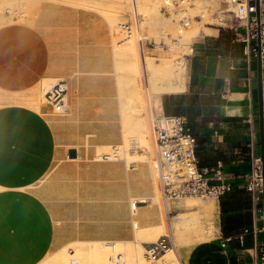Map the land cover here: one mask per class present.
Segmentation results:
<instances>
[{"label": "crops", "instance_id": "obj_1", "mask_svg": "<svg viewBox=\"0 0 264 264\" xmlns=\"http://www.w3.org/2000/svg\"><path fill=\"white\" fill-rule=\"evenodd\" d=\"M110 26L92 8L51 0L40 1L25 20L15 16L0 25V264H37L76 241H133L135 227L165 220L153 200L149 160L97 157L98 148L122 147L142 128ZM244 32L234 18L228 26L200 25L185 55L184 90L159 96L161 104L164 94L195 99L179 114L196 137L200 166L220 164L221 180L231 185L226 199L239 189L250 197V207L234 211L237 218L224 228L220 198L213 200L211 236L178 247L182 264H256L264 239L258 205L245 188L260 145L257 58L245 53ZM60 79L68 109L56 113L42 85ZM143 153L133 138L129 154ZM185 201L169 203L167 213L202 209ZM247 211L248 222L238 217Z\"/></svg>", "mask_w": 264, "mask_h": 264}, {"label": "built area", "instance_id": "obj_2", "mask_svg": "<svg viewBox=\"0 0 264 264\" xmlns=\"http://www.w3.org/2000/svg\"><path fill=\"white\" fill-rule=\"evenodd\" d=\"M233 1L235 2V7L232 9L234 19L235 21L242 20L245 26V32L242 35L244 51L247 55H260L264 118V0H259L260 12L258 20L255 14H250L251 11L255 12V0ZM190 2L191 0H164L161 11L166 16L171 17L173 21L178 22L180 26H186L190 17L182 5ZM121 27L127 33L124 39L128 38L132 33L135 34L142 57H144L145 46L157 51L159 48L168 49L170 46L179 43V38L169 33L165 37L162 35L158 41L142 35L139 13L133 7L132 22L122 23ZM257 37H259V44L257 43ZM124 39H121L118 43L124 41ZM66 94L67 83L65 79L57 80L43 92L45 101L51 105L56 113L67 111ZM148 120L150 134L155 141L159 155L157 174L164 207L166 203L169 206V203L188 197L219 200L220 196L231 185L221 180L222 171L220 164L211 168L199 165L196 137L187 124L186 116L183 114H167L164 110L156 112L149 106ZM103 155H105L104 157H109L106 154ZM252 160L253 166L245 183V188L250 192L254 204L258 205L256 210L260 218L263 219L261 203L263 177L259 154H254ZM258 230L264 231V226L262 225ZM172 247V237L169 234H160L156 239L144 245L143 256L154 264H168V260L163 256ZM118 262L119 264H131L124 257H118ZM256 264H264V239L257 243Z\"/></svg>", "mask_w": 264, "mask_h": 264}, {"label": "bare ground", "instance_id": "obj_3", "mask_svg": "<svg viewBox=\"0 0 264 264\" xmlns=\"http://www.w3.org/2000/svg\"><path fill=\"white\" fill-rule=\"evenodd\" d=\"M132 1H133V5H136V9H140L141 8V6H140V8L137 7V4L136 3H137L138 0H132ZM198 1L199 0H197L195 3H199ZM200 1H202V0H200ZM116 2L118 3L119 7L127 4V0H117ZM212 2H213V0H212ZM231 2H233V5L235 7V2L233 0H231ZM214 3H215V1H214ZM138 5H140V4L138 3ZM198 6H197L198 9L200 8V6H201V8H204L205 7V4H202L199 7ZM122 9H124V8L121 7V10L119 9L117 11L118 12L117 14L123 13L124 11H122ZM9 10L11 11V8H8V11ZM154 10H155L154 13L157 14L156 13L157 9L155 8ZM202 13H203L202 16H205L203 18L204 22L213 23L214 21H217V22H220V23H226V20H225L226 19V16L223 15V14L217 15V14L213 13V14L210 15V14H208V11H204V10H203ZM152 14H153V12H152ZM161 16L162 15H160V17L154 16V17L150 18V20L148 19L149 20L148 23H150L152 25V27L153 26H158L159 27V26H162V25L164 27L166 25L168 26V25L171 24V23L169 24V22L171 20L170 21H167L166 18L165 19H162ZM110 19H111V17H110ZM110 19H109V22H110ZM107 20H108V18H107ZM113 21H115V20H113ZM144 22H146V21H144ZM204 22H202V23H204ZM110 24H111V22H110ZM110 28H111V26H110ZM153 28H155V27H153ZM199 29H200L199 23L197 24L195 22V23H193L189 27V29L187 30V32H185L186 33V37H184L185 39H184V42L183 43L185 44L184 46L187 49V51L190 50V41H191L192 36L195 35V34H197L198 31H199ZM134 36H135V34L133 35V33H132L131 36L128 37L125 41H122V42L118 43V44H122L124 42L122 44L123 46L120 45L121 47H118V48L117 47H114V49H116L114 52H116V54L118 55L119 58H121V57L124 58V60H125L124 65L132 72V74H133L132 75L133 76V80H135V78L137 77V75H141L142 74L143 77H144L145 71H148V73L150 74V80L148 78V85H145L144 86V90H145L146 96H147V93L149 94L148 95L149 98H148V96L146 97V99L148 98V100H149V104H147L148 105V109H149V106H150L153 109V111L161 112L163 110V107H162V104H161V100H159L157 102H153L152 101V100H154L153 97L157 96L160 93H172V92H178V91L184 90V80H183V78L181 76L182 69L181 68L178 69L177 72H175L176 74H174L173 72L176 71V69H175V65L176 64H174V62L171 59L168 58V59H164V60L160 61L161 63H156V62L154 63L153 62V59H146L147 56H145V55H144V57H142L141 54H140V52H138L139 51V49H138V43H136L137 42V38L135 36V38H136L135 39ZM135 40H136V42H135ZM113 43H114V41H113ZM184 46H182V50H185V49H183ZM137 52L140 55V58H142L143 62L139 61ZM144 54H145V52H144ZM145 60H146V62H145ZM180 67H182V66H180ZM157 73L160 74V75L158 76ZM174 76H176V81H173V77ZM69 83L70 82H68V84ZM132 86H133V88H130V89H134V98L132 97L133 98L132 99L133 100L132 101V105H133L134 108L137 109L136 111H139L140 112L141 111V108H142L141 101H142L143 107H145V104H146L145 103L146 100L144 99L145 98V95H144L145 93L144 92L142 93L140 91V89L138 88V85H136L135 81H133ZM45 88H47V83L45 81H43L42 90H44ZM128 96H131V95H128ZM125 110L126 109H124V111ZM122 111L123 110H121V112ZM128 112H130V111H128ZM133 118H135V117H132V119ZM141 126H142V128H141V132L142 133L141 132L140 133L142 135L141 134H139V135H141V143L143 145L142 144H140V145H142L144 147V149H146V151L144 150L145 152L143 154L138 155L137 157H128L127 156L128 153L124 149V151L126 152L125 153V157L127 158V160H129L130 158H132V159H134V158H143L144 159L146 157V154H150L151 155V159H149V160L151 162L150 164L152 166V169H153V171L154 170L157 171V168H158V159L156 158V152H155V150H154V158H153V155H152L153 154L152 153V148L155 147V141L153 140L152 137H151V140H152L151 141L149 135L147 134V132L149 133V129L150 128H148V126L146 125V122H145V119L144 118H142V125ZM145 133L147 135H145ZM136 135H137V133H136ZM136 135H135V137H137ZM123 137H124V135H123ZM124 139H125V137H124ZM136 140H138V139H136ZM102 145H104V144H102ZM128 145H129V141H128ZM117 148H118V145H117ZM98 149H100V153H101L99 156H101L103 154H106L108 156H111L113 154V152H112V150H111V148L109 146L108 147L107 146L100 147ZM119 152H120V150H119ZM122 155H124V154H122ZM135 160H137V159H135ZM147 161H148V159H147ZM153 161L155 163V169H154V166H153ZM155 176H156V174H155ZM155 180H156V177H155ZM156 190H157V188H155V191ZM142 200H144V198ZM185 200H186L185 202H187V203H190L193 200L195 202V199H192L190 197L186 198ZM160 205H159V207H160ZM167 205L168 204L166 203L165 204V209H164L165 210V220H164V222L161 223L160 225H158L159 226V229H158V227L156 229H152V227H150V228L147 227L145 229V231H143L145 233L143 239L133 240V242L132 241H121V240L115 241V242L114 241L113 242H109V241H91V240L90 241H82L81 243L76 244L74 246V249H75L74 255H70L69 252L67 251L66 247L63 246L62 248L59 249L60 251L58 250L57 253L56 252H53V254H54V256L52 254L53 260L51 258H49L48 260L51 259L50 262H52V264H119L118 257H124L131 264H149V263H147L145 261L144 257L142 256L141 250L143 248V245L141 244V241L142 240L148 241V242L149 241H152L155 238V236L157 235L158 232L163 231L164 229H166V227H168L170 229V232L175 237L172 238L173 247L171 248V250L167 251L166 254L163 257H168L169 260H170V262H171L170 264H182L181 261H180V259H179V254H178V250L177 249L182 244L193 241V239H192L193 237L191 238L190 236H187L188 233L186 235H184L183 233H179V231H177V230L181 229V226L180 225L183 224V227L184 228L186 227V229L192 227L194 229L192 231V233H193V235L197 236V239L198 240L199 239L206 238L207 236L205 235L204 230L202 228L203 227L202 226V219L200 218V216L197 213H195V211L178 212L179 213V215H178V218L179 219L177 220V218H176V220L170 221L168 219V215H167L169 213L168 212V209H167ZM162 209H163V207H162ZM132 210H134V209H132ZM210 211L211 210H204L203 209L201 212H203V214H205L207 216ZM160 212H162V211L160 210ZM210 213H212V212H210ZM210 222H212V221H210ZM211 224L212 223H207L206 224L207 226L209 225V229L211 228L210 227ZM135 228L136 229L137 228L139 229L137 231L142 232L141 231L143 229L142 227H135ZM205 231H207V229ZM48 256L49 255L45 256L37 264H46V261H47ZM48 263H49V261H48Z\"/></svg>", "mask_w": 264, "mask_h": 264}, {"label": "rangeland", "instance_id": "obj_4", "mask_svg": "<svg viewBox=\"0 0 264 264\" xmlns=\"http://www.w3.org/2000/svg\"><path fill=\"white\" fill-rule=\"evenodd\" d=\"M40 1H42V0H0V25L3 24V23H5V22L11 21L13 18H15V16L19 20H25V17L29 16L32 12H34V9L38 6V4H39ZM51 1L68 3V4H71V5H74V6H82V7L92 8V9L100 12L103 16H105V18H108V21H109V19L111 17L110 22H111V27H112L113 36H114L113 37V41H114L113 46L114 47H117V48L118 47H121L120 45H122L124 43L123 42L122 44H118V41H120L121 39H124L127 36V33L121 27V24L122 23H125V22H132V7H133V9L134 8L136 9V5H133V1L132 0H127V4L128 5L125 4V5L121 6L122 8H124V9H122V11H124V12L121 13V14H117L118 13L117 11L119 9L121 10V7H119L118 3L116 2L117 0H51ZM196 1L197 0H191L190 3H186V4L182 5V7H184L186 13L190 17L189 23L186 26H183V25L180 26L178 24V22L173 21L171 17H168L164 13H162L161 6L164 4V0H138L137 3H136L137 4V7L140 8V6H141V8L140 9H136V11L139 13L140 30H141V34L142 35H146L150 39H153L155 41H158L159 38L162 35L165 37L166 34H168V33L171 34L174 37H178L179 38V43L170 46L168 49H161V48H159L157 51H155V50L149 49V48H147L145 46V54L144 55L147 56L146 59H153V62L154 63L155 62L156 63H161L160 61H162L164 59H168V58L171 59L174 62V64H176L175 65L176 71H174L173 73L176 74L175 72H177V70L181 68L182 69L181 76H182L183 80H184V77L186 76V71H185L186 70V61H185V58H184V54H187L189 52V50L187 51V49L185 48V46H184L185 44L183 42H184V39H185L184 37H186V33L185 32H187V30L189 29V27L193 23H195V22L197 24L199 23V25H201V27H203V25L204 26L205 25L228 26L229 23H230V21H231V19L234 18V15H233L232 10H231V9H234V5H233V2H231V0H213V2H212V0H204V1L203 0L202 1L199 0L198 1L199 3H195ZM214 1H215V3H214ZM138 3L140 5H138ZM202 4H205V7L204 8H201L200 5H202ZM198 5L200 6L199 9L197 8ZM8 8H11V11L10 10L8 11ZM155 8L158 11V12L156 11L157 14L154 13V11H155L154 9ZM203 10L204 11H208V14H210V15L213 14V13H215L217 15H220V14L225 15L226 16V19L225 20L227 21V23H220V22H217V21H214L213 23L204 22L203 18L205 16H202ZM152 12H153V14H152ZM160 15H162L161 16L162 19H165L166 18L167 21H170L171 20L169 22V24L170 23L171 24L168 25V26L166 25L167 27L166 26L163 27V25L162 26H159V27L158 26H153V27L156 28L155 29L148 22H149L150 18H152L154 16L160 17ZM113 20H115V21H113ZM144 21H146V22H144ZM202 22H204V23H202ZM133 35H134V33H133ZM134 38H135V36H134ZM193 38H194V36L192 37L191 42H192ZM126 39H124V41ZM135 42H136V40H135ZM182 46H184L183 49H185V50H182ZM138 52H137V54H138ZM138 58H139V61L143 62V60H142V58H140V55L139 54H138ZM145 62H146V60H145ZM180 66H182V67H180ZM124 69H125V71L124 70L122 71V69L120 68V71H121V74L122 75H125L126 74L128 76V82L132 85L133 84V81H135V83H136V85H138V88L140 89V91L142 93L143 92L145 93L144 86L145 85H148V78L150 80V74L148 73V71H145L144 77H143L142 74L141 75H137V77L135 78V80H133V76H132L133 74H132V72L125 65H124ZM157 75L159 76L160 74L157 73ZM173 81H176V76L173 77ZM44 90H42V91H44ZM161 94H163V93H160L157 96L153 97L154 100H152V101L153 102H157V101L161 100V98L159 97ZM144 95H145V98L144 99L146 100L145 101L146 104H145V107H143V104H142V101H141L142 108H141L140 113H142V118L145 119L146 125L149 128L148 105H147V104H149V100H148V98L146 99V97H147L146 96V93ZM12 99H15V98L11 97V98H8L7 100H12ZM147 134L149 135L150 140H151L150 129H149V133L147 132ZM147 134L145 133V135H147ZM141 135H138L137 137H135V136H129L127 138L126 143H125L124 146H122V147L120 146L121 148L118 147V148H115V149H111L112 152H113V154L111 156L112 157H117V156H121V157L124 156L125 157V153H126L125 151H127V153H128L127 156L128 157H135V156H132V155L129 154L130 140H132L133 138L138 139V140H136L137 141V144L140 147H142L143 148V152H145L146 149H144V147L142 146L143 144L141 143ZM128 141H129V145H128ZM140 144H142V145H140ZM118 149L120 150V152H119ZM124 149H125V151H124ZM154 150L156 152V158L159 161V155H158V150H157L156 146L152 148L153 158H154ZM100 154H101L100 153V149H98L97 150V157H100L99 156ZM122 154H124V155H122ZM111 156H109V157H111ZM145 158L149 160V159H151V155L150 154H146V157ZM131 159L132 158H130L129 160H131ZM153 166H154V169H155V163H154V161H153ZM155 174H156V176H155ZM153 175H154V178L156 177V180L155 181H156V188H157L156 196H155V199L154 200L157 203H159V205L161 204L160 207L161 208L163 207V210H164L165 207H164V203H163V200H162V197H161V194H160V188H159L160 187V182H159V177H158V174H157V171L156 170L153 171ZM190 198L195 199V202L193 200L189 204H191L192 206L201 205V207H202V209L195 210V213H197L200 216V218L202 219V226L203 227L202 226L201 227L203 228L204 233L207 236L206 238H208L209 236H211V230H212L211 228H212V226L210 225L211 228L209 229V225L207 226L206 224L207 223H210L209 218L211 217V213L210 212H212L213 200L212 199L196 198V197H190ZM203 209L204 210H211V211L206 216L205 214H203V212H201ZM168 215H169L168 216V219L170 221H174V220H176V218H177V220L179 219L178 218V215H179L178 212L176 214H174V215H170V214H168ZM206 221H207V223H206ZM180 226H181V229L177 230V231H179V233H183L184 235H186L188 233L187 236H190L191 238L193 237L192 238L193 240H198L197 239V236L193 235V233H192V231L194 230L192 227L186 229V227L185 228L183 227V224L180 225ZM157 227L159 229V226L158 225L157 226H153L152 229H156ZM146 228H143L141 230L142 232L137 231V230H139L138 228L136 229V238H135V240L143 239L144 238V234L145 233L143 231H145ZM148 228H150V227H148ZM166 229H164L165 231L163 230V231L158 232L154 239H156L160 234H169L172 238L175 237L170 232V229L168 227H166ZM206 229H207V231H205ZM81 242L82 241H76V242H72V243H70V244H68V245L65 246L70 255H74V253H75L74 246L76 244L81 243ZM58 250H55L53 252H56L57 253ZM143 251H144V245H143V248L141 250L142 256H143ZM53 252H50V253L47 254L49 256L47 258L46 264H52V262H50V261H51V259L53 260V256H54ZM52 254H53V256H52ZM49 258H51V259L48 260ZM164 258H166L168 260V264L171 263L168 257H164ZM144 259H145V261L147 263L154 264L153 262L147 260L145 257H144ZM48 261H49V263H48Z\"/></svg>", "mask_w": 264, "mask_h": 264}, {"label": "trees", "instance_id": "obj_5", "mask_svg": "<svg viewBox=\"0 0 264 264\" xmlns=\"http://www.w3.org/2000/svg\"><path fill=\"white\" fill-rule=\"evenodd\" d=\"M195 102H196L195 99H187L185 94L162 95V104H163L164 112L167 114L183 113L185 107L191 109L190 107L192 106V104H195ZM227 191L228 190H226L220 196V206L223 214V218H222L223 228L228 222L234 220L233 219L234 217L237 218L236 212L234 211L240 209V207H245V209L250 207V202H249L250 197L248 196L247 194L248 192L245 189L235 190L234 192L237 193V196L233 200H230L228 198L226 199L225 196ZM238 217L239 218L245 217V220H247L246 222H248L250 218L249 211H247L245 214L239 213Z\"/></svg>", "mask_w": 264, "mask_h": 264}, {"label": "water", "instance_id": "obj_6", "mask_svg": "<svg viewBox=\"0 0 264 264\" xmlns=\"http://www.w3.org/2000/svg\"><path fill=\"white\" fill-rule=\"evenodd\" d=\"M260 12V3L259 0H255V15L257 20L259 19ZM257 43L259 44V37H257ZM257 78H258V136H259V145H260V159H261V173L263 177L262 184V207H263V226H264V118H263V96H262V70H261V59L260 55L257 54ZM223 112V107L221 108ZM69 156H75V150L69 149Z\"/></svg>", "mask_w": 264, "mask_h": 264}]
</instances>
